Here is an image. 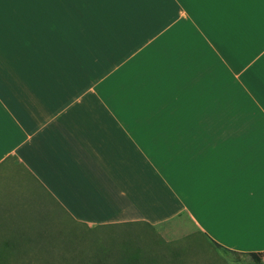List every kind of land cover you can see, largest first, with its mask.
I'll return each mask as SVG.
<instances>
[{
	"label": "crops",
	"instance_id": "0c3cea01",
	"mask_svg": "<svg viewBox=\"0 0 264 264\" xmlns=\"http://www.w3.org/2000/svg\"><path fill=\"white\" fill-rule=\"evenodd\" d=\"M32 204L263 252L264 0H0V264L50 260Z\"/></svg>",
	"mask_w": 264,
	"mask_h": 264
},
{
	"label": "rangeland",
	"instance_id": "374dc122",
	"mask_svg": "<svg viewBox=\"0 0 264 264\" xmlns=\"http://www.w3.org/2000/svg\"><path fill=\"white\" fill-rule=\"evenodd\" d=\"M42 205L32 204V207L42 221L48 220L57 226L54 245L47 247L49 254L41 256L50 260H59L61 256L87 261L103 257L105 261L120 262L124 255H129L124 249L137 247L145 256L158 260L156 264H256L247 254L218 248L183 220L167 222L155 229L136 226L87 230L72 227L58 210L53 208L49 214Z\"/></svg>",
	"mask_w": 264,
	"mask_h": 264
},
{
	"label": "trees",
	"instance_id": "16d2710c",
	"mask_svg": "<svg viewBox=\"0 0 264 264\" xmlns=\"http://www.w3.org/2000/svg\"><path fill=\"white\" fill-rule=\"evenodd\" d=\"M151 229V228H150ZM214 243V242H213ZM218 248H221L223 250H225L226 252H233L230 251L216 243H214ZM42 253H47L49 252V249L47 247H42L41 249ZM124 252L129 254V255H124V257H122L120 262L117 261H105V258L100 257L94 260H79V259H72V260H68L67 257H62L59 260H42L39 262H25L24 264H41L44 262V264H50L51 262L54 263L56 261H60L58 264H156L155 262L158 261L156 259H153V257L149 258V256H145L140 248H129V249H124ZM238 253V252H236ZM242 254H247L249 255L252 260L256 263V264H260V262L264 259V251L263 252H255V253H242ZM44 258V257H42Z\"/></svg>",
	"mask_w": 264,
	"mask_h": 264
}]
</instances>
